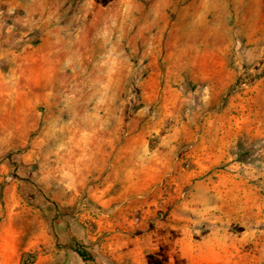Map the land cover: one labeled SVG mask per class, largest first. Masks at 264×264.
Masks as SVG:
<instances>
[{
    "label": "rangeland",
    "instance_id": "obj_1",
    "mask_svg": "<svg viewBox=\"0 0 264 264\" xmlns=\"http://www.w3.org/2000/svg\"><path fill=\"white\" fill-rule=\"evenodd\" d=\"M68 229L264 264V0H0V264H84Z\"/></svg>",
    "mask_w": 264,
    "mask_h": 264
},
{
    "label": "crops",
    "instance_id": "obj_2",
    "mask_svg": "<svg viewBox=\"0 0 264 264\" xmlns=\"http://www.w3.org/2000/svg\"><path fill=\"white\" fill-rule=\"evenodd\" d=\"M100 203V202H99ZM135 240L139 243V239L137 236H134ZM146 241L139 244V246H136L135 248L129 249V245L127 242H118V239L116 238L115 241L111 243H107L104 248H102V252L105 254V256H108L110 260L114 262V264H121L123 262V257L125 255L126 251L131 250L130 252L140 253L143 254L144 249H150V234H148L145 237ZM149 246V247H147ZM128 249V250H127ZM3 248L1 250V254L3 255ZM2 257V264H7V260Z\"/></svg>",
    "mask_w": 264,
    "mask_h": 264
},
{
    "label": "trees",
    "instance_id": "obj_3",
    "mask_svg": "<svg viewBox=\"0 0 264 264\" xmlns=\"http://www.w3.org/2000/svg\"><path fill=\"white\" fill-rule=\"evenodd\" d=\"M68 238L70 240V248L75 253L84 264H95V257L92 251L86 250V246L82 241L77 240V238L70 233L69 229Z\"/></svg>",
    "mask_w": 264,
    "mask_h": 264
}]
</instances>
